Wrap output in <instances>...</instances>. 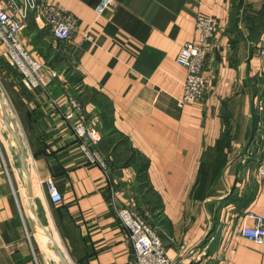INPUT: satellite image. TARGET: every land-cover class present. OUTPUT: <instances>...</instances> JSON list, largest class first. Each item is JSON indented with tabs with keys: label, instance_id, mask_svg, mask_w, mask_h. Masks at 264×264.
<instances>
[{
	"label": "crops",
	"instance_id": "obj_1",
	"mask_svg": "<svg viewBox=\"0 0 264 264\" xmlns=\"http://www.w3.org/2000/svg\"><path fill=\"white\" fill-rule=\"evenodd\" d=\"M39 1L73 14L76 28L59 42L30 17L21 40L46 65L62 54L70 81L53 59L48 66L59 77L26 90L0 42V97L21 139L32 185L31 209L27 179L23 204L41 229L31 228L30 242L14 189L21 183L17 148L0 131V264H48L36 232L47 243V233H56L66 264H134L115 215L122 206L151 223L174 264H264V244L235 234L247 211L264 217L256 162L241 166L264 96V0H113L109 6L107 0ZM197 14L214 19L217 33L203 71L205 95L181 105L186 71L176 56L194 39ZM93 90L110 106L115 132L147 160L148 186L141 192L133 167H109L105 175L77 147L69 97L81 105L100 141ZM258 129H264L261 123ZM49 179L59 203L49 199ZM33 246L42 254L40 263Z\"/></svg>",
	"mask_w": 264,
	"mask_h": 264
},
{
	"label": "built area",
	"instance_id": "obj_2",
	"mask_svg": "<svg viewBox=\"0 0 264 264\" xmlns=\"http://www.w3.org/2000/svg\"><path fill=\"white\" fill-rule=\"evenodd\" d=\"M106 4L112 5L113 0H107ZM30 16L41 20L44 27L49 28L53 38L59 42L69 38L76 28L77 19L71 13L47 6L39 0H0V42L5 47L9 64L19 74L20 84L26 90L32 91L46 86L51 80L59 77V73L34 58L24 46L20 33ZM216 33L217 24L214 19L201 14L196 15L194 39L185 43L176 56L177 65L186 71L181 105L186 102H199L205 95L207 82L203 71ZM69 102L73 114L77 116L76 122L72 125V132L79 151L87 164L98 165L106 175L107 159L96 149L99 138L88 125L81 105L72 97H69ZM261 105L262 103H259V110L262 109ZM71 116L72 114H69L67 117ZM251 145L252 148L248 147L243 153L241 166H246L247 160L255 156L256 176L264 183V129L257 130ZM45 186L50 201L59 203L62 198L54 182L49 179ZM115 215L127 232L134 253V264H174L166 255L165 245L155 228L136 209L129 206L116 207ZM247 220H251L253 224L248 226ZM235 234L257 246H262L264 217L247 211Z\"/></svg>",
	"mask_w": 264,
	"mask_h": 264
},
{
	"label": "trees",
	"instance_id": "obj_3",
	"mask_svg": "<svg viewBox=\"0 0 264 264\" xmlns=\"http://www.w3.org/2000/svg\"><path fill=\"white\" fill-rule=\"evenodd\" d=\"M32 17V16H30ZM28 17V19L30 18ZM27 19V20H28ZM56 60L58 64L54 65L52 63V60ZM64 59V56L62 54H57L54 56L51 61L49 62V66L54 65L57 67L59 71H62L64 74H66L67 81H70V78H68V74L71 72V68L66 64H62V60ZM47 65V66H48ZM48 66V67H49ZM65 66V67H64ZM91 100L92 102L98 107V115L100 118V132H101V138L96 146V149L107 159L108 162V168L109 167H115V168H128L133 167L136 171V181L139 183V192L143 189V187L146 189L147 184V160L143 158L134 148H132L126 139H124L122 136L117 134L113 128L112 120H111V110L108 103L101 98V96L96 91H91ZM262 109L261 112L258 111V109L254 110V126L252 129V134L249 139V144L247 146H251V142L254 138V136L257 133L258 130V124H262L264 127V96L263 101L261 105ZM225 137H223V142L225 141ZM246 148V149H247ZM254 160V157H251L249 160H247V164H249L251 161ZM149 193H151L150 189ZM153 199L155 198L154 194L151 196ZM156 210L160 209V200L159 198H156ZM148 200L147 202H149Z\"/></svg>",
	"mask_w": 264,
	"mask_h": 264
},
{
	"label": "rangeland",
	"instance_id": "obj_4",
	"mask_svg": "<svg viewBox=\"0 0 264 264\" xmlns=\"http://www.w3.org/2000/svg\"><path fill=\"white\" fill-rule=\"evenodd\" d=\"M0 118H1V113H0ZM3 121H1L0 119V131H2L4 134H6L8 137H11V135L9 134V132L7 131L5 125L2 124ZM8 132V133H7ZM10 136H9V135ZM12 139V137H11ZM11 141V140H10ZM14 150V157L16 159V166H17V171H18V174L21 176V183H19V189L17 190L16 187H14L15 189V192H16V196H17V199H18V206H19V212H20V215H21V218H22V221L24 222V226L26 227L27 229V232H28V235L30 237V242L33 241V238H32V229L31 228H34V229H38L37 226H39V223L38 221H36L35 218H33V220H29L26 216V212H25V205L23 204V192L25 190V183H26V178L20 168V165H19V162H18V156L16 154V149L13 148ZM31 223H32V227H31ZM41 231V229H38ZM55 232H53V235L55 236ZM57 238V237H56ZM58 240V238H57ZM59 242V241H58ZM33 243V242H32ZM34 245V244H33ZM48 249H51L52 251H55L54 250V247L52 246L51 243H49L48 245ZM34 248V252H35V255H36V258H37V261L40 263L41 262V255L36 249L35 247L33 246ZM42 253H43V257L45 259V261L48 262V264H61L60 261H56V258L53 257V256H50V255H47L46 254V250L45 249H42Z\"/></svg>",
	"mask_w": 264,
	"mask_h": 264
},
{
	"label": "water",
	"instance_id": "obj_5",
	"mask_svg": "<svg viewBox=\"0 0 264 264\" xmlns=\"http://www.w3.org/2000/svg\"><path fill=\"white\" fill-rule=\"evenodd\" d=\"M0 112H1V118L2 121L7 129V131L11 134L12 139L15 143V146L17 148V152H18V158H19V163L21 166V169L27 179V199H28V204H29V208L31 209V199H32V185H31V178H30V174H29V170L27 168L26 162H25V151L21 142V139L18 135V133L15 131L14 127H13V123L12 120L10 119L7 110L5 108L4 102L2 100V98L0 97ZM44 228V227H43ZM45 230V228H44ZM47 236L49 237V239L53 242V247L54 250L56 252V254L58 255V258L60 260L61 264H66L63 256L61 255V252L58 248V246L56 245V243L53 240V236L50 235L49 233H47Z\"/></svg>",
	"mask_w": 264,
	"mask_h": 264
},
{
	"label": "bare ground",
	"instance_id": "obj_6",
	"mask_svg": "<svg viewBox=\"0 0 264 264\" xmlns=\"http://www.w3.org/2000/svg\"><path fill=\"white\" fill-rule=\"evenodd\" d=\"M0 113H1V112H0ZM1 116H2V115H1ZM0 119H1V121H2V118H0ZM26 209L29 210L28 199H27ZM36 235L39 237V239H40V241H41V243H42V246H43V247H44V246L47 247V249L44 247V249L46 250V252L49 253V254H51L50 251H49V249H48V246H47L49 243H47V240H46L45 237L42 235V233H41V232H36ZM53 237H54V236H53ZM53 240H54V239H53ZM54 242H55V241H54ZM55 243H56L57 246L60 245V244L58 245V242H55ZM51 244H52V246H53V242H52ZM59 247H60V246H59Z\"/></svg>",
	"mask_w": 264,
	"mask_h": 264
}]
</instances>
